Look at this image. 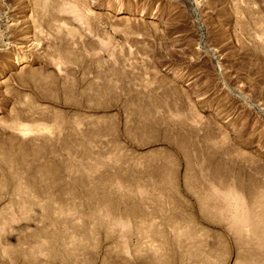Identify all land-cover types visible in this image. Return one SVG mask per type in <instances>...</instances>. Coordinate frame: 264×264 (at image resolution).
<instances>
[{"label": "rangeland", "instance_id": "374dc122", "mask_svg": "<svg viewBox=\"0 0 264 264\" xmlns=\"http://www.w3.org/2000/svg\"><path fill=\"white\" fill-rule=\"evenodd\" d=\"M0 264H264V0H0Z\"/></svg>", "mask_w": 264, "mask_h": 264}, {"label": "bare ground", "instance_id": "6f19581e", "mask_svg": "<svg viewBox=\"0 0 264 264\" xmlns=\"http://www.w3.org/2000/svg\"><path fill=\"white\" fill-rule=\"evenodd\" d=\"M119 10H120V9H119ZM17 55H18V54H17ZM17 57H18V56H17ZM20 57L23 58L24 56L21 55ZM20 57H18V58H20ZM24 58H25V57H24ZM228 194H229V195H230V194L232 195V193H228ZM231 195H230V196H231ZM233 195H234V194H233ZM226 196H227V195H226ZM232 197H236V196L234 195V196H232ZM232 197H231L230 199H233ZM235 199H237V197H236ZM225 200H226V199H225ZM231 201H232V200H231ZM231 201H230V202H231ZM238 201H239V200H238ZM233 202H234V200H233ZM233 202H232V204H233ZM229 204H230V203H229ZM229 204H228V206H229ZM236 205H237V204H235V206H236ZM239 205H240V204H239ZM229 207H230V206H229ZM236 207H237V206H236ZM240 207H241V206H240ZM231 209H232V208H231ZM234 210H236V209H234ZM234 210H233V211H234ZM231 214H232V211H231ZM239 217H240V216H239ZM242 217H243V216H242ZM242 217H241V218H242ZM245 218H246V217H245ZM236 219H237V218H236ZM243 220H244V219H243ZM233 222H234V221H233ZM244 222H245V221H244ZM247 222H248V221H247ZM247 222H246V223H247ZM237 223H239V222L237 221ZM235 224H236V223H235ZM244 225H245V224H244ZM242 227H243V226H242Z\"/></svg>", "mask_w": 264, "mask_h": 264}]
</instances>
